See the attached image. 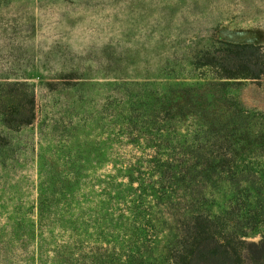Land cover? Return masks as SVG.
Wrapping results in <instances>:
<instances>
[{
  "label": "rangeland",
  "instance_id": "obj_1",
  "mask_svg": "<svg viewBox=\"0 0 264 264\" xmlns=\"http://www.w3.org/2000/svg\"><path fill=\"white\" fill-rule=\"evenodd\" d=\"M220 42L264 47V0H0V83L35 99L28 124L0 114V264H124L145 233L166 264L149 139L230 144L221 174L249 175L264 207V84L194 64ZM218 185L211 211L246 216L230 191L248 184ZM251 231L258 241L264 221Z\"/></svg>",
  "mask_w": 264,
  "mask_h": 264
},
{
  "label": "trees",
  "instance_id": "obj_2",
  "mask_svg": "<svg viewBox=\"0 0 264 264\" xmlns=\"http://www.w3.org/2000/svg\"><path fill=\"white\" fill-rule=\"evenodd\" d=\"M194 64L211 67L214 69L213 77L220 81L243 77L260 80L264 84V47L261 45L220 42L219 46L196 55ZM23 85L25 83L21 81L6 82L4 86L0 83V94L11 98L4 102H16L13 108H8V115L0 113L8 127H20L34 119V94L29 89L22 91L17 87ZM149 140L155 153L146 159V170L155 173L157 178L150 188L159 199L163 209L160 211L170 215L172 221L169 228L171 237L164 247L166 264H264V231L258 241L245 239L258 223L264 221V207L257 210L261 191L251 185L253 180L249 175L239 176L228 171L223 176L220 172L224 154H228L226 161L232 164V146L228 144L229 150L224 151L221 139H189L186 142L188 150H181L178 139ZM224 141L229 142L227 139ZM223 180L248 184L230 191L231 202L235 204L239 199L243 200L242 205L248 210L246 216L230 205L227 218L211 211L213 192ZM132 189L141 193L147 188L139 185ZM148 207L141 204L140 208L145 210ZM39 217H42L41 211ZM148 236L145 233L139 239L136 251L126 256L128 261L124 264H158L153 254H146L147 247L152 249L151 246L146 245L143 251L142 246ZM62 243L60 246L65 248L73 245L70 241Z\"/></svg>",
  "mask_w": 264,
  "mask_h": 264
}]
</instances>
